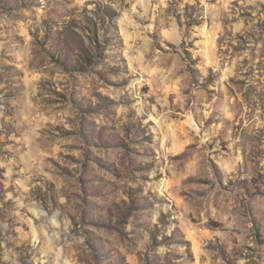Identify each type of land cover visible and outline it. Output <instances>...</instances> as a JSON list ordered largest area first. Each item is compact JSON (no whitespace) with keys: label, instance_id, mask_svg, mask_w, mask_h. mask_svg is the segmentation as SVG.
Masks as SVG:
<instances>
[{"label":"rangeland","instance_id":"rangeland-1","mask_svg":"<svg viewBox=\"0 0 264 264\" xmlns=\"http://www.w3.org/2000/svg\"><path fill=\"white\" fill-rule=\"evenodd\" d=\"M0 264H264V0H0Z\"/></svg>","mask_w":264,"mask_h":264}]
</instances>
